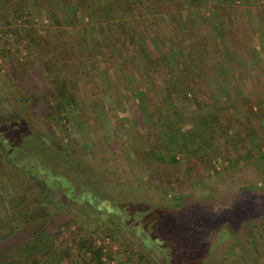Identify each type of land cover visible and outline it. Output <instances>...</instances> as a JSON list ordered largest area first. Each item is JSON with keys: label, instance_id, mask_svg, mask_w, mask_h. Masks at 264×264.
Instances as JSON below:
<instances>
[{"label": "rangeland", "instance_id": "374dc122", "mask_svg": "<svg viewBox=\"0 0 264 264\" xmlns=\"http://www.w3.org/2000/svg\"><path fill=\"white\" fill-rule=\"evenodd\" d=\"M262 1L201 0L178 13L157 8L155 15L133 12L128 19L115 10L96 15L84 8V0H76L83 15L70 20L55 9L53 15L51 0H18L20 11L0 13V49L5 54L0 57V118L20 120L18 126L42 133L44 125L47 145L63 140V152L82 163L89 159L92 168L103 165L99 175L105 180L99 185L111 190L108 205L124 202L130 211L151 212L157 207L153 216L168 228L191 225L201 238L197 246L212 252L214 264H264V15L246 13L249 7L260 10ZM28 32L35 41L26 36ZM45 43L51 48L52 43L59 44L53 48L57 56L65 48L60 59L63 72L54 70V77L74 82L83 95L79 106L84 112L66 114L69 137L61 128H55L52 137L47 133L53 124L43 117L44 101L31 106L30 83L38 97L53 90L52 77L42 64ZM139 43L153 57L159 56L154 71L147 70ZM216 62L219 67L214 69ZM205 66L220 68L222 75L210 77ZM22 68L27 74L15 80L14 72ZM38 73L45 78L41 84ZM195 75L199 79L191 86L189 77ZM206 77L212 85L209 90ZM208 115L211 126L199 127ZM226 126L236 132L235 138L230 132L223 134ZM165 128L180 131L179 144L182 138L190 143L188 153L172 148L178 162L174 168L167 150L160 151L166 159L163 164L153 160L152 148L160 137L164 141ZM165 174L175 182V191L154 187L151 179ZM3 176L2 170L0 232L8 233L3 220L13 192ZM84 214L73 215L82 225L74 233L102 236L114 263L140 256L150 264L162 263L150 259L131 234L113 232Z\"/></svg>", "mask_w": 264, "mask_h": 264}, {"label": "trees", "instance_id": "16d2710c", "mask_svg": "<svg viewBox=\"0 0 264 264\" xmlns=\"http://www.w3.org/2000/svg\"><path fill=\"white\" fill-rule=\"evenodd\" d=\"M20 1L26 2L28 0ZM84 1V8L93 10L96 15H101L104 11L112 13L115 10L116 12L120 11L123 17L129 19L130 16H134V13L137 16H141L143 12L155 15L157 8L159 11L165 9L166 12L172 9L178 13L186 7L194 6L201 0ZM51 2L53 5L50 7L51 11L55 9L58 14L60 13L70 20L83 15L81 12L84 10L83 6L81 3L82 7L77 4L76 0H51ZM57 6L60 7L57 8ZM8 10L12 14L20 11L18 0L17 3L14 0H0L1 15L7 14ZM55 11L53 10V15ZM51 14L52 12H50ZM241 16L240 24L244 20V16ZM55 22L58 23V21ZM32 35L33 32L26 34L30 39L33 38ZM233 35L235 39L239 38L235 28ZM130 38L132 43L136 35L134 36L133 33ZM35 40L34 38L31 39V41ZM108 41L105 44L106 47H109L107 43L110 41ZM45 44L47 46L45 49L46 59L42 64L45 73L48 72L49 76L52 77V89L54 91L49 92L46 89L43 96L38 97L33 93L35 90V87L32 86L33 83H30L29 90H32L30 94L34 95V97L31 96V106L34 108L40 101H44L46 107L42 106L43 117L47 122L53 124L51 125L53 130L50 133L47 131V133L51 134L52 137L55 134V128H61L66 137H69L70 128L69 123H66L65 120L66 114L77 110H81V113L84 112V109L79 106L80 100H83L80 97L83 95L78 94V90H76L78 88H75L74 82L68 81L67 78L59 81L54 77L56 74L54 70L63 72L60 59H62L61 54L65 52V48L61 49V52L57 53L59 56H57L54 55V51L59 44L54 45L52 43V48L48 43ZM138 47L147 62V70L149 72L154 71L160 64L159 56L153 57L152 52L144 49L140 43ZM202 52L205 54L204 51ZM4 55L3 50L0 49V57ZM66 57L69 58L68 55ZM212 63L214 64V62ZM214 66V69L219 67L218 63ZM185 69L188 73L191 71ZM214 69L209 70V67L205 66V71L210 74V77L214 74L222 75L220 68L217 71ZM25 74L27 71L22 68L17 72L15 71L13 77L15 80H19ZM38 74L37 83L41 84L45 78L42 73ZM206 78H204V82H207L205 86L209 90L212 85L208 80L210 78ZM197 79H199L198 75L190 76L189 84L195 86L196 81L192 80ZM211 116H206L207 119L203 118L206 121L199 124V127H210L211 125L207 122ZM63 120L65 123L62 122ZM17 123L20 124L21 121H6L0 118V171L3 170L4 172V181L8 178L9 186L13 192V203L7 202L10 204L7 209L8 217L3 220V226H6L10 231L8 233L0 232V264H117L113 262L112 253L105 245L102 236L93 238L88 235H81L77 237L74 233L75 230H82V225L79 227L73 215L75 212H79L84 216L85 211L90 217L100 221L102 227L107 225L113 228V232L122 231L131 234L138 240L140 249L145 251L150 259L162 261L161 264H214L213 257L210 256L212 252L203 249L202 245L201 247L197 246L201 238L192 230L191 225H181L175 230L168 228L153 216L157 207L152 208L155 211L151 212L150 208L146 210L140 208L142 211L140 209L130 211L124 202H119L120 206L108 205L106 201L111 202L112 200V195L109 193L111 190L100 189L101 186L99 185L105 180L99 175V172L104 169L103 165L100 167L95 165L92 168L89 159L85 163L79 162L75 156L67 154V150L62 151L61 146H65L63 140L58 143L53 142L54 146L52 144L47 145L46 130L48 129L44 125H41V128H44L42 133L40 129L34 130L27 125L20 127ZM221 129L224 135H228L231 127L226 126ZM233 131L230 132V135L232 133V137L235 138L236 132ZM188 133L190 134V132ZM161 135H163L164 141L163 139L160 141V137L156 142V145L157 143L160 145H155L152 148L154 151L153 160H156L155 162L159 165L166 160L163 159L160 151L167 150V153L171 155L170 152L173 151L172 148L174 147L176 150H183L184 153H188L187 150H190V147L187 146L190 143L183 138L182 143H178L179 130L165 128ZM234 142L236 143V139ZM190 159L188 157L187 162ZM168 161L172 168L177 167L178 162L172 155L168 157ZM87 162L88 164H86ZM191 169V167L188 168V170ZM155 177V180L151 179L154 187L160 186L164 189L175 187V182L168 174ZM116 185L120 188L127 187L122 184ZM157 189L159 188L157 187ZM173 190L175 191L176 187ZM128 193L131 194V191ZM179 198L181 197L179 196ZM123 207L125 208L123 209ZM178 207L180 206L178 205ZM136 260L137 257L133 262L126 259L122 264H150L141 256L139 260Z\"/></svg>", "mask_w": 264, "mask_h": 264}, {"label": "crops", "instance_id": "0c3cea01", "mask_svg": "<svg viewBox=\"0 0 264 264\" xmlns=\"http://www.w3.org/2000/svg\"><path fill=\"white\" fill-rule=\"evenodd\" d=\"M261 3L263 4L264 3V0ZM258 10L253 11V8L249 7V10H246V13L248 11V12H250L253 15H260L262 17V15H264V5H263V7L262 6L260 7V10L259 11ZM263 19H264V16H263ZM261 21H262V18H261Z\"/></svg>", "mask_w": 264, "mask_h": 264}]
</instances>
